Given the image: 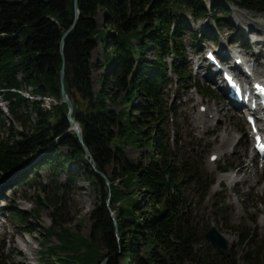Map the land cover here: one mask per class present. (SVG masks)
I'll list each match as a JSON object with an SVG mask.
<instances>
[{
  "label": "trees",
  "instance_id": "1",
  "mask_svg": "<svg viewBox=\"0 0 264 264\" xmlns=\"http://www.w3.org/2000/svg\"><path fill=\"white\" fill-rule=\"evenodd\" d=\"M221 1L264 13V0H213L212 8L207 0H77L80 17L61 51L74 23L75 0H0V98L21 127L15 129L13 122L7 137L0 136V184L27 168L67 172L68 163L81 160L89 185L100 194L89 217L91 232L83 236L65 226L63 200L69 185L39 187L45 195L39 206L53 207L40 264H103L106 259L107 264H264V240H256L251 231L240 235L241 245L254 243L243 259L236 252L225 256L215 248L213 254L195 249L199 238L184 213V187L203 179L190 159L177 160L171 136L161 129L175 113L166 101L169 73L190 78L178 62L187 59L182 37L187 16L195 23L217 19ZM222 11L231 12L228 7ZM99 14L103 29L96 21ZM99 42L103 62L97 65L93 54ZM63 65L73 117L109 184L70 130L69 108L61 98ZM96 69L104 70L98 91L93 86ZM28 89L41 99L26 97ZM47 98L54 99L50 108L44 107ZM0 114L6 126V115ZM125 145L146 147L153 156L135 162ZM4 201L0 193V205ZM15 215L22 224L34 217L31 212ZM0 264L11 263L0 255Z\"/></svg>",
  "mask_w": 264,
  "mask_h": 264
},
{
  "label": "rangeland",
  "instance_id": "2",
  "mask_svg": "<svg viewBox=\"0 0 264 264\" xmlns=\"http://www.w3.org/2000/svg\"><path fill=\"white\" fill-rule=\"evenodd\" d=\"M221 2L222 6L215 8L219 17L217 19L211 17L195 23L187 16L188 28L182 33L187 59L181 63L177 61L190 73V78L184 79L183 76L179 80L176 74L169 73L171 83L165 90L166 101L169 106L175 108V113L169 116V120L161 129L171 136V148L174 149L177 160L182 162L183 159H190L198 169V176L203 179L202 184L190 183L184 187L187 200L184 213H187L188 221L199 238L195 249L203 254H213L216 251L206 237L208 231L216 227L225 237L232 238L231 241L228 240L229 250L224 253L225 256L236 252L238 257L243 259L242 256L246 252L252 251L254 243L241 245V233L255 232L256 240H264V165L253 155L250 129L241 111L232 107L225 93L219 91L218 85L215 84L220 80V75L216 76L211 84L202 77L207 75L208 71L197 69L196 66H207V48L227 49L229 56H224L225 66L232 63L234 51L241 49L247 59L258 58V63L261 62L258 70L264 75V43L261 41L264 40V13L249 12ZM207 3L213 7V0H207ZM224 7H228L231 12H223ZM96 21L99 29H103L101 14L97 16ZM257 39L261 44L253 42ZM102 62L103 50L99 42L93 54V63L99 65ZM103 73V69L93 72V86L96 91L103 84ZM30 91L28 89L23 93L25 96H31ZM199 105L204 106L206 110L200 112ZM47 106L48 104H44L45 108ZM1 111L6 115V126L2 125L0 119V136L7 137L14 121L7 113V103L0 98ZM209 111L218 116L212 127L193 118L197 112L205 116ZM12 127L21 130L16 121ZM223 135L226 140L228 137L234 139L231 148L222 142ZM124 147L127 156L135 162L142 157L147 161L153 156L146 147ZM218 148H222L224 152L230 148V152L221 157L218 155L219 160L211 162L209 159L212 154L222 150ZM67 166V172L58 170L57 173H53L48 166L36 172L27 168L0 184V193L5 199L0 205V226L6 227L0 228V255L7 258L9 263L40 264V252L44 250L42 242L46 241L45 229L53 225L51 204L39 206V197L45 196L39 189L41 185H53V182L68 184L70 190L63 200L65 226L73 232L80 231L83 236L90 234L89 217L100 194L89 185L83 174L84 164L81 160H75ZM71 173L75 174L73 177L76 182L71 180ZM219 174H233L237 184L231 189L227 183L221 182L217 189ZM21 177L24 181H17ZM16 211L31 212L34 217L22 224L15 215ZM52 242L57 243L56 239Z\"/></svg>",
  "mask_w": 264,
  "mask_h": 264
},
{
  "label": "water",
  "instance_id": "3",
  "mask_svg": "<svg viewBox=\"0 0 264 264\" xmlns=\"http://www.w3.org/2000/svg\"><path fill=\"white\" fill-rule=\"evenodd\" d=\"M80 17V11L77 5V0H75V19H74V23L72 25V27L70 28L69 31H67L62 39L61 42V51H63L64 49V40L65 38L68 36V34L74 29V27L77 25L78 19ZM64 78H65V65H63L62 71H61V83H62V93H61V98H62V102H65L68 105L69 111L66 114V118L69 121L70 125H71V129L72 131H74L77 136H78V140L80 141V143L82 144L84 150H85V158L89 161V163L91 164V166L94 168L95 172L102 178H104L108 184V177L106 176V174H104L103 172L99 171L98 169H96V165H95V161L91 155L90 150L88 149V147L86 146V144L84 143V138H83V132L81 129L80 124L75 120V118L73 117V112H74V105L73 102L70 98V96L68 95L65 87H64ZM37 99H41L40 97H36ZM49 100L51 102H54V99H50ZM210 245L217 249L220 250L222 252H227L229 250V242L226 239V237L222 234V232H220L216 227H212L207 235H206ZM108 263V259H106L104 261L103 264H107Z\"/></svg>",
  "mask_w": 264,
  "mask_h": 264
},
{
  "label": "bare ground",
  "instance_id": "4",
  "mask_svg": "<svg viewBox=\"0 0 264 264\" xmlns=\"http://www.w3.org/2000/svg\"><path fill=\"white\" fill-rule=\"evenodd\" d=\"M245 31V30H244ZM241 35H243V34H241ZM240 35V36H241ZM246 40V39H245ZM261 41H263V43H264V40H261ZM261 41L260 40H254L253 42L254 43H257V44H261ZM221 52L223 53V55L225 56V57H227V56H229V53H228V50L227 49H223V47L221 48ZM236 53H238V52H236ZM260 56V55H259ZM236 57H239V58H242L243 60H244V65L247 67V68H249V69H252L253 70V74H254V76H255V79H257V80H259L260 82H264V75H262V73H260V71L258 70V68L259 67H261V62H260V64L258 63V58H256L255 59V57H254V59L253 60H249V59H247L246 58V55H243V54H241V55H237V56H235V58ZM253 57H251V58H253ZM262 57V56H261ZM264 66V62H263V64H262V67ZM199 68L200 69H203V70H205L204 68H205V66L204 65H200L199 66ZM236 70L237 71H239V68H236ZM197 75H199V73H197ZM207 76L208 77H206V76H202L205 80H206V82H210L211 84L213 83V80H214V78H215V76H212V73H210L209 71L207 72ZM219 91H221V92H223V93H225V91H223V88L222 87H220L219 88ZM49 103H51V102H47L46 104H48V106H47V108H50V106H49ZM202 105H199V109H200V107H201ZM202 113H200V112H197V114L193 117L194 119H196L198 122H200V123H205V124H207V125H209L210 127H212L213 126V124H214V122L218 119V116L216 115V114H214V113H212L211 111H209V114H206L205 116H203V115H201ZM210 122H209V121ZM212 122V123H211ZM222 142H225L226 143V145L227 146H231L232 147V145H233V143H234V139H231L230 137H228L227 138V140L225 139V137H224V135L222 136ZM230 147V148H231ZM228 148V147H227ZM230 148L226 151V152H230ZM218 149H222V148H218ZM226 152H224V150L222 149L221 151H217L216 153H214V154H217V155H219L220 157L225 153V155H226ZM214 154H212V155H214ZM210 160V159H209ZM219 160V159H218ZM224 175H226V176H224ZM219 176V178H218V186H217V189L219 188V186H220V184H221V182H225V183H227L228 185H229V187L231 188L233 185H236L237 184V179L235 178L234 179V175L233 174H219L218 175ZM226 178H228V179H226ZM232 189V188H231ZM215 191H216V188L214 189ZM263 226H264V222H263ZM0 228H3V229H5L6 227L4 226V225H2V226H0ZM225 236V235H224ZM226 239L227 240H229V241H231V237H226Z\"/></svg>",
  "mask_w": 264,
  "mask_h": 264
}]
</instances>
